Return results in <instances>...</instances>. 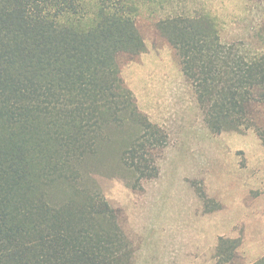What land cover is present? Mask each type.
I'll use <instances>...</instances> for the list:
<instances>
[{"label":"trees","instance_id":"16d2710c","mask_svg":"<svg viewBox=\"0 0 264 264\" xmlns=\"http://www.w3.org/2000/svg\"><path fill=\"white\" fill-rule=\"evenodd\" d=\"M171 2L0 0V264H134L108 201L80 182L126 127L135 134L125 164L158 176L153 152L166 137L122 69L149 50L144 5ZM245 14L251 22L230 38L206 10L151 29L175 51L213 131L255 129L264 140V0H245Z\"/></svg>","mask_w":264,"mask_h":264},{"label":"rangeland","instance_id":"374dc122","mask_svg":"<svg viewBox=\"0 0 264 264\" xmlns=\"http://www.w3.org/2000/svg\"><path fill=\"white\" fill-rule=\"evenodd\" d=\"M196 10L217 16L226 38L252 19L245 0H173L157 11L146 4L149 50L122 69L140 111L166 137L153 152L158 176L142 178L125 164L135 134L126 127L91 158L80 182L108 201L135 246L134 264H256L264 257V140L255 129L213 131L175 51L151 29L167 14Z\"/></svg>","mask_w":264,"mask_h":264}]
</instances>
